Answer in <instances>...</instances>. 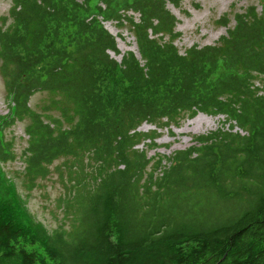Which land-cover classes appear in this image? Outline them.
<instances>
[{
  "label": "trees",
  "instance_id": "trees-1",
  "mask_svg": "<svg viewBox=\"0 0 264 264\" xmlns=\"http://www.w3.org/2000/svg\"><path fill=\"white\" fill-rule=\"evenodd\" d=\"M167 3L11 0L0 16V264H264V0L219 17L234 21L226 35L183 54ZM110 20L128 24L140 59L110 56ZM199 112L229 127L171 156L138 147ZM17 122L27 191L64 160L53 231L2 168L17 158L5 137Z\"/></svg>",
  "mask_w": 264,
  "mask_h": 264
},
{
  "label": "rangeland",
  "instance_id": "rangeland-1",
  "mask_svg": "<svg viewBox=\"0 0 264 264\" xmlns=\"http://www.w3.org/2000/svg\"><path fill=\"white\" fill-rule=\"evenodd\" d=\"M81 1V0H79ZM168 9L177 19L176 31L180 36L176 39L175 45L180 53L193 45L199 47L212 45L222 35H226L227 28L234 24L231 19L229 25L222 26L216 23V20L225 15L233 14L234 11H243L248 5H257L259 10V0H180V4L176 6L169 0ZM11 7V0H0V16L8 13ZM139 19V14H133ZM105 28L115 37L117 52L109 50L108 53L116 61L121 62L124 55L133 52L140 59V54L134 35L128 30V24L119 26L116 21L110 20L104 22ZM5 85L0 76V115L9 112V106L5 99ZM46 98V93L35 94L30 105L40 110L38 104H41ZM25 122H17L14 126L5 131L7 140L14 137V153L17 155L15 161L7 162L2 168L8 177L14 178L15 184L19 192L27 201V207L34 218L42 223L49 231L55 230L63 222H65L62 205L59 198L64 196L65 187L60 181L59 172L56 166L60 165L66 185L67 172L62 165L63 159L55 161L51 166L53 172L46 178L39 179L38 185L31 191H27L23 185L24 178L21 171L24 168L22 161V152L27 146L28 136L24 132ZM228 124L224 115H208L199 112L193 117H187L180 121L179 126H171L164 129H158V137L155 139V145L150 146L149 140H145L138 147L147 151L149 157L164 155L171 156L175 151L184 150L195 144L196 136L208 134L219 128L227 130ZM154 127L148 123H143L139 130L142 132H150ZM234 130H240L235 127ZM244 133V132H242Z\"/></svg>",
  "mask_w": 264,
  "mask_h": 264
},
{
  "label": "clouds",
  "instance_id": "clouds-1",
  "mask_svg": "<svg viewBox=\"0 0 264 264\" xmlns=\"http://www.w3.org/2000/svg\"><path fill=\"white\" fill-rule=\"evenodd\" d=\"M144 123H147V122H144Z\"/></svg>",
  "mask_w": 264,
  "mask_h": 264
}]
</instances>
